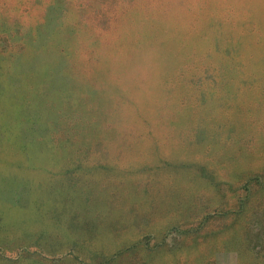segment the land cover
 I'll list each match as a JSON object with an SVG mask.
<instances>
[{"label": "rangeland", "instance_id": "obj_1", "mask_svg": "<svg viewBox=\"0 0 264 264\" xmlns=\"http://www.w3.org/2000/svg\"><path fill=\"white\" fill-rule=\"evenodd\" d=\"M82 5L66 32L81 87L34 175L52 186L34 195L44 207L0 210L2 256L264 264V0ZM22 8L0 0V19L27 23ZM236 56L252 74L229 103L222 67ZM39 234L48 255L18 251Z\"/></svg>", "mask_w": 264, "mask_h": 264}, {"label": "crops", "instance_id": "obj_2", "mask_svg": "<svg viewBox=\"0 0 264 264\" xmlns=\"http://www.w3.org/2000/svg\"><path fill=\"white\" fill-rule=\"evenodd\" d=\"M19 2L30 18L27 23L20 17L0 19V210L31 208L34 195L51 188V182L46 185L34 175L46 173L40 169L53 137L69 119L68 98L81 87L71 73L75 58L66 32L76 29L81 12L86 13L82 0ZM222 68L224 101L231 103L242 95L252 73L241 56ZM1 222L0 217V236ZM22 247L21 252L28 251ZM2 254L0 246V264L15 263Z\"/></svg>", "mask_w": 264, "mask_h": 264}, {"label": "trees", "instance_id": "obj_3", "mask_svg": "<svg viewBox=\"0 0 264 264\" xmlns=\"http://www.w3.org/2000/svg\"><path fill=\"white\" fill-rule=\"evenodd\" d=\"M23 1V0H22ZM0 15H2L1 13H0ZM36 203V204H35ZM35 205H37V206H41V207H44L45 206V201L44 202H35L34 201V206ZM33 206V207H34ZM46 236H45V234L44 235H42V234H39L37 237H36V240L34 241V243L35 244H32V243H28V244H22V246L23 247H27V249L29 250V251H31L32 249V251L34 252V254H40V253H46L47 255L49 254V250L50 249H48V248H46L45 246H44V248L45 249H41L40 247V245L41 244H39V243H41V242H43V241H45L46 240ZM36 243H38V244H36ZM21 246V244L18 246V248ZM22 247V248H23ZM20 249L21 248H19V251H20ZM45 251V252H44Z\"/></svg>", "mask_w": 264, "mask_h": 264}]
</instances>
